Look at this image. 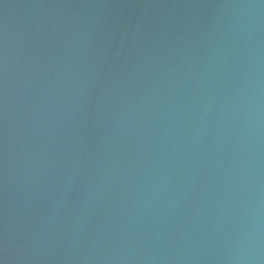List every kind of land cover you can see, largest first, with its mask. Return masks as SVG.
Here are the masks:
<instances>
[{"label":"water","instance_id":"water-1","mask_svg":"<svg viewBox=\"0 0 264 264\" xmlns=\"http://www.w3.org/2000/svg\"><path fill=\"white\" fill-rule=\"evenodd\" d=\"M0 264H264V0H0Z\"/></svg>","mask_w":264,"mask_h":264}]
</instances>
